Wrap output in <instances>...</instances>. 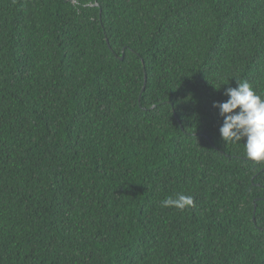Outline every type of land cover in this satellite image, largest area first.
<instances>
[{
    "label": "trees",
    "instance_id": "obj_1",
    "mask_svg": "<svg viewBox=\"0 0 264 264\" xmlns=\"http://www.w3.org/2000/svg\"><path fill=\"white\" fill-rule=\"evenodd\" d=\"M236 81L264 98V0H0V264H264Z\"/></svg>",
    "mask_w": 264,
    "mask_h": 264
},
{
    "label": "clouds",
    "instance_id": "obj_2",
    "mask_svg": "<svg viewBox=\"0 0 264 264\" xmlns=\"http://www.w3.org/2000/svg\"><path fill=\"white\" fill-rule=\"evenodd\" d=\"M236 82V87L225 88L226 101L213 103L223 118L219 128L220 137L226 143L243 140L245 154L249 159L264 160V98L254 91L249 82ZM215 88L219 90L221 87ZM193 204L194 198L183 194L175 198L169 196L161 201L162 207L180 210Z\"/></svg>",
    "mask_w": 264,
    "mask_h": 264
},
{
    "label": "water",
    "instance_id": "obj_3",
    "mask_svg": "<svg viewBox=\"0 0 264 264\" xmlns=\"http://www.w3.org/2000/svg\"><path fill=\"white\" fill-rule=\"evenodd\" d=\"M174 113V112H173ZM174 116H175V114H174ZM255 212H256V207H254V214H255Z\"/></svg>",
    "mask_w": 264,
    "mask_h": 264
}]
</instances>
